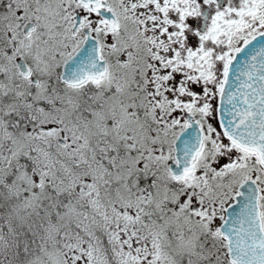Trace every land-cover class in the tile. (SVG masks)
I'll return each mask as SVG.
<instances>
[{
	"label": "snow or ice",
	"instance_id": "snow-or-ice-1",
	"mask_svg": "<svg viewBox=\"0 0 264 264\" xmlns=\"http://www.w3.org/2000/svg\"><path fill=\"white\" fill-rule=\"evenodd\" d=\"M0 264H264V0H0Z\"/></svg>",
	"mask_w": 264,
	"mask_h": 264
}]
</instances>
